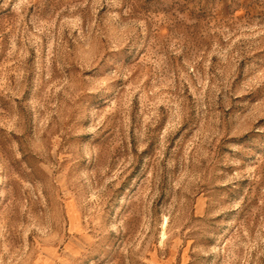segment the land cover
Here are the masks:
<instances>
[{
	"label": "rangeland",
	"instance_id": "obj_1",
	"mask_svg": "<svg viewBox=\"0 0 264 264\" xmlns=\"http://www.w3.org/2000/svg\"><path fill=\"white\" fill-rule=\"evenodd\" d=\"M0 264H264V0H0Z\"/></svg>",
	"mask_w": 264,
	"mask_h": 264
}]
</instances>
